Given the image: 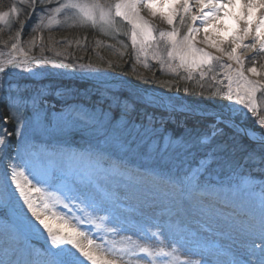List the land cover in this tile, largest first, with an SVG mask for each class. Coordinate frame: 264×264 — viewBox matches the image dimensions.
Segmentation results:
<instances>
[{
  "label": "rangeland",
  "instance_id": "374dc122",
  "mask_svg": "<svg viewBox=\"0 0 264 264\" xmlns=\"http://www.w3.org/2000/svg\"><path fill=\"white\" fill-rule=\"evenodd\" d=\"M125 1L128 0H77L80 5L86 6L85 11L96 17V23L91 20L85 22L84 14L79 8L66 9L64 5L68 0H15V4L4 11L10 12V15L4 22H0V28L7 32V37L1 38L0 35V69L4 70L0 76V109L5 106L8 119L4 120L0 112V137L4 140L0 144V201L4 198L5 174L10 177V166L14 157L20 154L24 162L17 166V171H22L28 179L39 178V182L33 180V184L41 188L42 192L33 193V199L42 207L47 198L55 214L63 216V219L58 220L52 218L50 212H46L49 222L54 227L76 229L80 228L78 224L81 222L89 227L86 229L88 235L95 237L91 231H100L104 226L89 219L82 206L78 208L71 203L70 198L74 194L71 195L64 186L73 184L68 171L63 170L68 165L62 168L58 162L61 159L71 161L72 157L79 158L80 154H86L89 155L90 162L102 167L115 163L146 171L154 163L157 171L168 177L176 187L186 181L187 177H192L194 189L207 188L209 185L208 188L222 193L245 192L251 199L264 204V125L259 123L264 118V87L258 86L251 100L246 97L244 103L237 101V74L229 72L227 67L232 63L249 80L264 85V52L260 51V44L255 41L252 42L256 43L255 48H247L244 38L233 42V46L240 45L239 60L215 47L211 54L219 57V60H213L211 66L205 64L189 71L186 65L177 67L180 64L178 56L175 59L167 56V51L171 50V38L161 33L176 30L179 33L177 39L184 41L188 28L198 27L197 20L191 19L200 9L198 0H190L187 13L179 2L172 3V0L169 3L175 8L174 12L169 6L160 7L159 12H155L145 3H136L131 9L124 10ZM29 2L32 10L25 19L21 14L23 11L25 13V8L21 5H28ZM117 3L121 5L120 11L125 16L116 14ZM94 4L103 6V19L100 17V8L88 7ZM225 4L226 9L233 11L237 8V0L234 4H227L225 0ZM244 4L241 1L242 8ZM13 8L15 12L10 11ZM168 16L173 18V24L167 22ZM140 21L145 22V30L138 28ZM121 22L126 25L119 26ZM212 22L213 19L209 20V27ZM13 25L19 29L14 39H10V27ZM78 27H90L102 38L98 37L97 43L89 45L84 39L93 40V36L88 39L85 31H70ZM133 30L137 33L135 45L131 39ZM146 30L152 33V38H146ZM236 31L243 32L242 29ZM222 47L228 49L229 46L224 43ZM100 48L101 51L114 53L120 61L116 63L118 60L112 61L109 58L111 61L105 59L102 63H96L90 59L89 50L99 53ZM192 56L193 53H189V59ZM38 59L54 63L35 64L34 61ZM61 62L75 67H60ZM123 66L129 74H116L115 69ZM253 66L257 67L261 75H254L248 70ZM229 73L232 76L231 82L228 79ZM69 79L82 84L88 83L77 94L109 100L104 95L107 91L109 95L128 97L134 103V111L125 117L123 113H115L116 110L122 112L116 106H113V111L105 106L76 102L72 98L74 93L70 94L69 87L65 84ZM179 80L185 81V86L194 82L200 90H213L215 97L206 103L201 102L203 99L192 100L178 92ZM106 84L116 86L117 90L106 89ZM230 88L234 97L232 100H228L226 95ZM150 98L163 103H148ZM57 102L60 104L56 105ZM249 104L255 105V112L251 111ZM102 112L108 114L107 121L90 123L89 117H99ZM137 112L143 118L150 114L158 122L152 125V134L143 135L140 126L146 123L133 117ZM178 115L197 118L199 127L194 131L187 130L183 136L175 138L164 129V123ZM217 117L221 120L231 118L235 123L226 127L224 123H217ZM125 120L129 126L121 129L119 125ZM11 121L12 130L8 128ZM202 122L206 125L200 124ZM169 140L175 143H169ZM64 152L68 157L63 158ZM47 156L52 159L53 164L47 163ZM38 162L44 166H39ZM152 173L159 176L158 173ZM7 187L9 193L11 188L15 189L19 200L16 201L12 195L7 209L0 203V261L8 263V252L4 253L3 248L5 241L8 245L12 244L8 236L15 234L23 243L25 262L52 263L58 246L51 243L46 230L41 228L40 232H36L30 228L28 217L33 221L35 218L15 183L9 180ZM21 206L23 210L18 211ZM86 237L91 239L87 235ZM98 243L101 244V240L98 239ZM94 246L96 245L93 244L92 248ZM171 247L170 244L169 248ZM87 250L96 254L95 249ZM13 257L15 261L16 256ZM163 261L159 259L154 264H164Z\"/></svg>",
  "mask_w": 264,
  "mask_h": 264
},
{
  "label": "bare ground",
  "instance_id": "6f19581e",
  "mask_svg": "<svg viewBox=\"0 0 264 264\" xmlns=\"http://www.w3.org/2000/svg\"><path fill=\"white\" fill-rule=\"evenodd\" d=\"M241 1L245 3L243 8ZM136 3L148 4V0L125 1L123 9H131ZM169 5V0H153L152 9L159 12L160 7ZM209 10H212L211 6L205 12ZM225 10L231 15L224 16L222 13ZM225 10H221V15L213 19L210 27L215 24V29L209 27L207 33H195L198 48L211 54L215 47L205 37L210 36L219 41L228 39L233 32L250 44L256 41L259 31L264 41V29L258 27L260 21L264 20V0H237L236 10ZM202 15L199 9L196 16ZM196 23V28L203 29L204 20H197ZM145 27V22L140 21L138 28L145 30ZM249 27L251 32L245 35ZM237 29L243 32H237ZM193 56L198 57L200 54L193 53ZM228 65H231L228 67L229 72L237 74L236 66L232 63ZM237 78V89L244 92L248 86L238 75ZM64 154L63 158L68 157L66 152ZM16 156L12 166L17 170L24 158L20 154ZM87 156L80 154L79 158L72 157L71 161L61 159L58 162L62 168L68 165L63 170L68 171L73 184L64 186L71 195L74 194L70 198L71 203L78 208L82 206L89 219L104 226L100 231H91L95 236L92 237L86 232L89 228L86 224H78L79 231L85 234L78 237L80 243L86 249H95L96 255L102 260L115 261V264H154L159 259L164 260V264H247L249 261L256 264L253 244L257 253L259 247L264 245L257 238L258 233L253 235L251 225L258 224L260 210L264 206L262 201L251 199L245 192L222 193L208 188L209 185L207 188L194 189L192 177H187L176 187L168 177L155 176L152 172L157 173L156 168H153L155 171L134 170L115 163L102 167L90 162ZM47 157V163L53 164L52 159ZM38 165L44 166L40 162ZM10 193H14L16 201L19 200L15 189L11 188ZM86 235L91 238V245ZM8 238L12 244L8 245L5 241L3 248L4 253L8 252L7 264H11L12 256H16L13 264H29L25 262L23 243L15 234ZM93 244L96 246L92 248ZM141 246L149 248L152 256L142 253ZM161 250L171 255H161Z\"/></svg>",
  "mask_w": 264,
  "mask_h": 264
},
{
  "label": "snow or ice",
  "instance_id": "6c2138e0",
  "mask_svg": "<svg viewBox=\"0 0 264 264\" xmlns=\"http://www.w3.org/2000/svg\"><path fill=\"white\" fill-rule=\"evenodd\" d=\"M179 2L182 7L183 11L187 13L189 11L190 7V0H172V3ZM172 3H170L169 7L171 11H175V8L172 7ZM200 11L203 14L202 16H191L192 21L196 20H204L205 24L203 26V29L195 28V27H189L187 30V36L185 37L184 41H179L177 37L179 36L178 31L174 30L169 33H161V35H167L170 37V45L171 50L167 51V56L175 59L177 56L179 57L180 64L177 65V67L181 66H187L188 70L191 71L192 68H199L207 64L208 66H211V62L213 60H219V57H215L212 54L208 53L207 51L200 49L196 46L195 43V33H199L200 31H203L205 33L209 30V25L207 21L212 20L214 18H217L221 15V10L226 9L225 0H198ZM235 0H227V4H234ZM153 4V0H148V7L151 8ZM211 6L212 10H209L205 12L206 8H209ZM66 9H74L79 8L83 12V19L86 21L91 20L92 23H96V17L91 14V12L85 11V7L83 5H80L77 0H68V2L64 5ZM88 7L93 8H100V17L101 19L104 18L105 12L103 11V6L101 5H91ZM116 8V14L118 16H125V13L120 11L121 5L117 3L115 5ZM11 12H15V9H11ZM224 16H230L231 13L227 10L223 11L222 13ZM10 15V12H0V22H4L6 18ZM167 22L169 24H173V18L171 16L166 17ZM183 23V21H181ZM251 23V20L249 19V24ZM213 29H215L217 26L213 24L211 26ZM258 27L260 29H264V20H261ZM251 32V28L245 30V35ZM146 38H152V33L150 31L145 32ZM131 39L132 43L135 45L137 43V33L135 30L131 33ZM206 41L210 44H212L213 47H217L222 52H227V54L234 58L239 60L238 56V49L240 47L239 44H236L233 46V42L235 41H242L243 37L238 35L237 33L233 32L231 36L225 41L224 39H221L219 41L213 39L210 36L205 37ZM256 43L260 44V51L264 52V41L261 40V33L258 31L255 37ZM227 42L228 43V49H225L222 47V45ZM256 43H250L245 45L247 48H255ZM15 47V45H13ZM181 48H186L187 50H179ZM230 49V50H229ZM189 53H199L200 57L197 59L195 56H192L191 59H189ZM11 63V61L9 62ZM35 64H44V63H54V61H44V60H35ZM241 63H243L241 61ZM19 65H15V67H18ZM60 67L65 68H71L75 67L73 64H63L61 62ZM81 67H92V65H81ZM227 67H231V65H227ZM251 73L254 75H261L260 72H258L257 67L253 66L248 69ZM4 73L3 69H0V76H2ZM203 75V73H201ZM237 75L241 77L244 80L245 85L248 87L244 90V92H241L239 89L235 91V99L241 103L245 102V96L248 97L249 100H251L252 95L256 92L257 87H264V85H259L256 81H251L247 77L244 76V73L242 70L237 69ZM228 79L231 82L232 76L229 73ZM106 89H113L117 90L116 86L111 84L105 85ZM120 87H123V84L120 85ZM187 91V89H185ZM219 94V92H218ZM105 96L108 97V99L111 101L110 108L112 106L119 107L123 113V115L126 117L130 112L134 111V103L131 99L128 97H122L120 95H109L107 91L104 93ZM227 99L232 100L233 93L231 88L229 89V92L226 93ZM14 99V98H13ZM148 103L160 105L163 102L156 99V98H150ZM167 107V105H166ZM249 107L251 108L252 112L256 111V107L254 104H249ZM188 111H191V109H188ZM18 119V118H17ZM109 119L108 114L102 112L99 117H89V121L92 124L102 123L104 121H107ZM145 120L147 121L146 124H142L140 128L142 129V133L144 136H147L149 134H152L154 132V129L152 127L154 123V118L148 114L145 116ZM217 123H224L226 127L233 126L235 123L234 120L231 118L228 120H221L219 117H217ZM259 123L261 125H264V118H261ZM128 121L125 120L123 124L119 125L121 129H127L128 128ZM133 127H135L133 125ZM215 128V125H213ZM222 131V130H221ZM216 133L214 132L213 135ZM4 140L2 137H0V144H3ZM169 143H175V141L169 140ZM264 144V142H262ZM11 167V175L6 173L5 174V187H4V198L0 203H3L5 209L11 204L12 201V195L14 193H9L7 183L10 180L11 182L15 183L16 189L19 191L20 196L23 198L24 203L27 205V208L31 211L32 217L35 218L33 221L30 217H28L29 220V226L31 229H33L36 232H40L41 228L46 230L47 236L51 238V243L54 245H57V249L54 252L55 259L52 261V264H87V262H91V264H115V261L104 259L102 260L98 255L93 253L90 250H87L79 241L78 237L84 236L85 234L80 232L76 228H69L67 226H55L49 222V216H47L45 213L50 212L51 217L54 219H63V216H57L55 214V211L52 209V206L48 202L47 198H45L42 207L37 203L36 200L33 199V193H41L42 189L38 188L33 184V180H37L39 182V178L33 177V179H28L27 176H24L22 171H17L15 166ZM23 177V179H21ZM23 208L21 206L18 211H22ZM25 216L27 217V213L25 212ZM253 229V235L258 233V237L261 240V244L264 245V206L261 207L260 210V216L258 224L251 225ZM93 242L89 240V245H91ZM140 251L142 253H146L148 256H152V252L147 247H140ZM161 255H171L170 253H164L163 250L160 252ZM253 254L256 255V264H264V246L259 247L258 253L256 252V246L253 244ZM0 264H4L3 261H0ZM247 264H251V262H247Z\"/></svg>",
  "mask_w": 264,
  "mask_h": 264
},
{
  "label": "trees",
  "instance_id": "16d2710c",
  "mask_svg": "<svg viewBox=\"0 0 264 264\" xmlns=\"http://www.w3.org/2000/svg\"><path fill=\"white\" fill-rule=\"evenodd\" d=\"M15 4V0H0V12H4L6 10H9L13 5ZM23 8H25V13L24 11L21 13L23 14L24 18L27 19V17L30 15L31 10H32V6L29 2V4H25L23 3L21 5ZM126 25L125 23H120L119 26H124ZM18 26H11L10 27V34L9 37L10 39H14V35L15 33L18 31ZM25 31H27V27L25 28ZM24 31V32H25ZM70 31L73 33H78L80 31H85L87 33L86 37H89L88 39H90L92 36L94 37L93 40H85V43L87 44H91L92 42L97 43L99 40L97 39L98 37L102 38L99 33L95 32L94 30L90 29V27H86L85 29L83 28H73L70 29ZM0 35L3 37H7V32H5V30H2L0 28ZM97 35V36H96ZM65 37V36H64ZM66 38V37H65ZM70 38V37H69ZM72 39V38H71ZM79 40H83L81 38H78ZM88 45V46H89ZM70 50V49H69ZM90 51V59H93L96 63H102L103 60L105 61V59H107L108 61H117L119 57H116L114 53L112 52H106V51H101V48L99 49V53H101V55L99 53H94L92 51V49L89 50ZM103 55V56H102ZM111 60H110V59ZM113 58V59H112ZM120 60H118L116 63H118ZM125 66L115 69V73L117 74H125L128 75L129 72L127 71V69L124 68ZM185 81H180L178 82V92L192 100H200L203 99L204 101H201L202 103H206L209 100H213L214 93L213 90H200L196 84L190 83L187 84V86L184 85ZM65 84L69 87L68 89L70 90V94L74 93L72 95V98L74 101L76 102H82L84 104H94V105H100V106H105L110 108V100H102L100 97L98 96H83L80 94H77L76 92H79V89H84L82 87H86L85 84H82V82H75L74 80H68L67 82H65ZM184 85V86H182ZM72 87H75L76 89H73ZM185 89H187V91H185ZM74 91V92H73ZM3 104V101H2ZM60 102H57L56 105H59ZM111 109L113 111H115V108L112 106ZM139 110V109H138ZM0 112L2 113V116L4 118V120L8 119V111L6 110L5 106H2L0 109ZM116 114H120L122 112H120L119 110L115 111ZM177 113H173V115H175ZM135 119H137V121L142 122V123H147V121L145 120V118H143V116L139 115L138 112L134 113L133 116ZM193 116H184V115H178L177 117H173L172 120L165 122L164 123V129H166V131L171 132L172 135H174L175 138H179L181 136H183L187 130H191L194 131L196 130L197 127H199V124L196 122L198 119L197 118H192ZM1 120V118H0ZM11 125L9 124L8 128L10 130H12L13 128V122H10ZM154 125L158 124L157 121H154L153 123ZM202 125H206L204 122L200 123ZM12 127V128H11ZM228 143V142H227ZM151 164V163H150ZM151 167H157L156 165L151 164L149 165Z\"/></svg>",
  "mask_w": 264,
  "mask_h": 264
}]
</instances>
